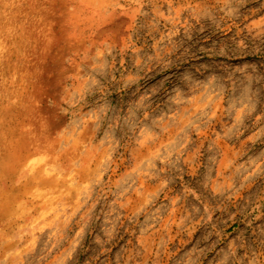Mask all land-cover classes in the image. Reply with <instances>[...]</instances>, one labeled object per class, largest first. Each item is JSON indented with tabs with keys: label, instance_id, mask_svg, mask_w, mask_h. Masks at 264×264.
<instances>
[{
	"label": "rangeland",
	"instance_id": "374dc122",
	"mask_svg": "<svg viewBox=\"0 0 264 264\" xmlns=\"http://www.w3.org/2000/svg\"><path fill=\"white\" fill-rule=\"evenodd\" d=\"M0 264H264V0H0Z\"/></svg>",
	"mask_w": 264,
	"mask_h": 264
}]
</instances>
